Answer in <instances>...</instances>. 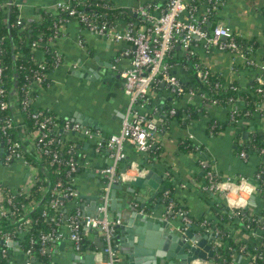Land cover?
<instances>
[{"label":"crops","instance_id":"crops-1","mask_svg":"<svg viewBox=\"0 0 264 264\" xmlns=\"http://www.w3.org/2000/svg\"><path fill=\"white\" fill-rule=\"evenodd\" d=\"M117 8L128 11L134 18L140 29L145 27L139 18L130 10H134L141 0H112ZM160 8L166 0H150ZM57 0H20L18 2L21 16L25 20L38 18L42 10L57 12ZM160 14V10L156 11ZM214 23L227 24L240 35V37L255 40L264 45V0H227L214 12ZM187 14L182 18L187 19ZM123 20H118V23ZM206 24L205 27H210ZM200 44V43H199ZM55 46L64 57V62L55 70L49 72L47 84H34L32 86L33 102L37 108L47 109L55 113L61 119H69L90 127L95 133H101L105 138L119 132L121 121L129 104V98L124 92L121 72L130 66V57L125 55L127 42H114L101 38L89 32L76 20L67 22L60 36L56 39ZM179 54L184 52L178 49ZM200 58L213 71L224 79L226 84L237 82L244 90L249 85H255V75L250 71L239 69L244 65L242 59L234 58L230 52L218 50L205 51L199 47ZM260 63V56H255ZM190 68L183 64L174 65L173 72L184 82L190 80ZM99 73L98 78L94 73ZM88 73L93 76L89 79L85 76ZM16 109V116L21 118L18 112L16 99L13 101ZM183 98L178 101L177 106L185 105ZM262 111H259L256 118L247 124L242 122L231 124L229 108L213 106L206 107L212 116L217 117L220 124L224 125L223 131L214 133L208 127L211 117L200 116L190 121H179L177 118L168 120V128L157 134L156 140L163 148L160 160L150 163L146 154L140 153L134 146L127 144L125 147L126 157L122 162V168L127 169L124 180L132 178L138 171L149 169L160 175L163 180L158 183L159 192L157 197L150 204L149 218L154 225L144 230L141 238H128L124 228L128 226V219L131 209L129 205L136 196L122 187L116 192V202L112 207V193L110 211L111 215L120 218L121 224L116 231V242L118 244L119 262L125 264L129 257L133 259L132 264H169L172 257L167 255L186 254L189 256V249L186 246L185 236L181 231L182 222L177 216H168L166 219V204H164L161 192L171 184L174 197L181 207L197 219L209 216L212 213V206L215 198H207V193L218 197V201L227 205L224 194L209 192L205 190L207 181L206 171L212 170L221 182H227L233 196L246 199V210L250 213L259 212L263 208L259 192L251 191L244 195L246 187L239 190L236 184L241 178L249 180L253 187L256 186L254 179L255 171L261 163V156L252 148L249 151L240 149L239 146L246 144L250 132L255 124L258 129L264 131V103ZM172 107V102L165 86L155 85L150 91L145 106L140 107L142 112H148L152 117L164 119L167 115L166 109ZM81 121V122H80ZM86 124H85V123ZM20 126L21 143L29 145V141L23 135V127ZM243 126H250L248 136H239ZM67 140L77 142L75 154L78 167L75 173V186L78 196L72 199L64 212L69 214L79 205L85 212H91L89 207L95 201L99 205L104 176L100 173L101 168L110 161L107 151H97L98 137L85 138L83 136L69 134ZM187 139L193 144V148H182L181 141ZM245 152V155H242ZM5 149L0 141V184L12 190L23 188L28 180L29 169L23 158H15L10 163L4 161ZM202 161L206 162L203 166ZM229 182V183H228ZM151 191V188H149ZM96 206V211H97ZM95 211V210H94ZM65 237L51 240L52 245L47 246L49 263L38 259L35 255L28 257L22 244L26 240V233H21L14 242V249L6 264H106L102 248L99 247V239L103 241V234L99 230H83L84 240L87 247L77 250L73 241L67 235L69 229L66 222L59 228ZM189 233L188 236H197V239L206 240L208 246L210 241L207 236L199 231ZM234 237L251 241L249 235L242 230H236ZM263 231H255L256 236H262ZM131 249V254H126L124 249ZM179 250L180 252H178ZM164 253L160 256V253ZM202 257H197L190 264H202ZM176 262H180L175 260ZM29 262V263H28ZM186 263L181 260V264ZM189 264V263H187ZM233 264H250L244 258H237Z\"/></svg>","mask_w":264,"mask_h":264},{"label":"built area","instance_id":"built-area-1","mask_svg":"<svg viewBox=\"0 0 264 264\" xmlns=\"http://www.w3.org/2000/svg\"><path fill=\"white\" fill-rule=\"evenodd\" d=\"M227 0H209L212 3L204 7L198 12L196 5H189L187 0H166L165 7L160 8L158 5L148 1L140 3L136 6L133 13L139 18L141 24L145 23V27L140 29L136 22H119L112 25L108 20L100 19L95 13H88L81 8L83 4L80 0H57V10L63 9L67 11V17L60 19L54 26V36L45 40L46 45H50L55 50V62L57 68L64 62V57L55 46L56 39L60 36L63 26L74 19L81 26L87 29L92 34L114 42H127L130 44L126 48L124 54L130 57V66L121 72L123 79V88L125 94L129 98V104L125 115L121 121L119 132L105 138L101 133H95L90 127H87L79 122H74L69 119H61L58 116L45 113L43 109L37 110L33 114V118L37 120L34 129L30 130L23 126V135L29 141L26 148L35 152L39 160L50 157V165L57 164L67 165L69 169L67 177L59 179L54 188V198L50 200L49 207L55 210L63 211L66 199H74L78 196V191L75 186V175L78 163L77 158L72 156L63 162L60 158L59 151L65 146L66 137L69 134L83 136L85 138L98 137L97 151L102 149L107 151V165L101 168L100 173L104 176V185L102 188L100 202L97 206V211L94 214L85 213V211L77 205L75 210L65 218L64 222L69 229L67 237L73 241L77 250L83 249V230L95 229L103 232V248L102 252L105 256L106 264H117L119 262V253L117 252L118 244L116 242V231L121 224V219L111 215L110 203L111 193L115 184L124 180L127 170L123 172L122 162L126 157L125 147L127 144L134 146L140 153L147 154L153 146L159 130V124L162 119H157L151 116L148 112H142L140 107L145 106L150 91L155 85L165 86L168 90L172 109L169 111L173 115L176 110L178 101L185 99L186 103H191L197 107H225L229 108L231 116L235 122L247 124L249 122L248 112L243 118L236 117L238 109L236 108L239 100L231 97L223 104L218 99L207 100L204 94L197 93L193 89L186 90L183 86V80L173 72L174 65H171L167 60L169 53L175 47L184 52V54H199V47L205 51L218 50L221 52H230L235 60L242 59L247 66L257 67L255 75V84H258V91L264 94V62H257L253 56V46H249L247 53L237 42L236 37H240L231 26L227 24L213 22L211 14L214 13ZM7 5V0L0 4V14L6 13L4 6ZM160 10V14L156 11ZM183 14H187V19H183ZM206 24H211L206 28ZM40 40H44L40 37ZM200 43V44H199ZM37 42H34L33 48ZM2 48L0 46V52ZM252 53V54H251ZM198 55V56H199ZM200 58V57H199ZM45 57L42 56L39 64V70L36 73V79L29 85L28 94L33 97L32 86L41 84L44 80L48 81V74L51 71L43 72L46 69ZM198 79L206 82L211 75V69L200 58L198 63L194 64ZM53 71V70H52ZM4 62L0 58V113L6 110L8 103L6 99L7 89L3 82ZM221 84H218V86ZM230 85V84H229ZM16 102L19 105L18 98ZM243 102V101H241ZM185 103V104H186ZM261 102L257 105V112L262 111ZM20 111V109H18ZM167 115V114H166ZM60 119L62 121H60ZM1 130L3 134L13 127L11 119L0 117ZM55 133L60 134L56 137ZM60 145V150L55 151L50 145L52 143ZM7 152H5L4 161L10 163L15 158H23L17 150L22 146L20 141L7 138ZM24 146V145H23ZM261 156L260 164L264 163V148H254ZM73 153L75 151L73 150ZM245 155V152H242ZM29 169L28 180L23 188L10 190L11 195L6 196L3 191V185L0 184V192H3V197L0 200V221L12 220L15 215L14 208L16 203L14 197L18 194H29L31 189L36 184L39 178V168L33 165L30 161L23 158ZM203 166L206 162L202 161ZM59 167H55L53 172H60ZM259 175L257 174L256 177ZM205 190L224 194L227 202V207L235 209H246V199L242 197L237 199L233 196L235 191H231L227 182H221L210 169L206 171ZM229 183V182H228ZM237 186L239 190L244 187H251L253 190H258V186L253 187L246 178H241L240 181L233 186ZM169 191L166 190L164 195L168 196ZM243 200L241 204L239 201ZM231 201V202H230ZM174 204L171 201L166 206V219L168 216H177L181 219V231L185 236V241L192 247H198L197 236H188L190 229L195 224L193 217L185 209L174 210ZM31 207L26 206L29 211ZM64 212V211H63ZM47 215V211L43 212ZM26 223H30L29 220ZM208 219L203 220L201 227L204 228V234L207 236L210 244L207 248H201L205 252V258L201 259L202 264H213L208 258L214 250L215 246L221 244V231L213 228ZM60 228L61 223H57ZM53 228L50 232L43 235L44 246L42 253H47L46 243L54 239H62L65 234L59 229ZM264 235V230L262 229ZM27 230H22L21 233H26ZM203 233V232H202ZM235 234V233H234ZM233 234V237H234ZM260 236V237H262ZM235 238V237H234ZM17 237L11 232H4L0 236V243L5 246L15 242ZM190 251V249H189ZM6 253V249H3ZM28 257H33L34 253L31 249L26 251ZM197 259V258H196ZM195 261V259L193 260ZM192 261V262H193ZM29 263V262H28ZM250 263V261H249ZM233 264V261L230 263ZM251 264V263H250Z\"/></svg>","mask_w":264,"mask_h":264},{"label":"trees","instance_id":"trees-1","mask_svg":"<svg viewBox=\"0 0 264 264\" xmlns=\"http://www.w3.org/2000/svg\"><path fill=\"white\" fill-rule=\"evenodd\" d=\"M20 0H12L11 4L4 6L6 13L0 14V46L2 51L0 52V58L4 62V73L3 82L4 87L7 89V103L8 106L6 110L0 113V117L11 119L13 122V127L3 134L1 130L0 123V141L2 142L5 152H7V138L11 137L13 140L19 141L21 136V127H26L30 130L34 129L37 120L33 118V114L41 108H37L34 105L33 97L28 94L29 85L36 79V73L39 70L40 59L42 56L45 57L44 62L46 63V69L43 72H48L55 70L57 68L55 62V50L52 46L46 45L45 40L54 36L55 24L62 18L67 17V11L63 9L57 10V12H51L47 10H42L38 18L32 20H25L21 16L18 2ZM83 4L81 8L88 13H95L100 19L108 20L112 25H115L118 20H123L124 22H131L134 18L129 15L128 11L121 8H117L112 0H80ZM4 0H0L2 4ZM189 5H196L198 7V12H200L204 7H212V3L209 0H187ZM165 7V4L161 7ZM10 14L8 15V11ZM214 14H211V20L214 21ZM188 17V16H186ZM43 37L44 40H40ZM12 40L15 46V52L13 57L12 52ZM237 42L241 47L250 53L248 48L253 46V56H260V63L264 62V45L259 44L255 40H250L248 38L236 37ZM34 42H37L36 47L33 48ZM252 54V53H251ZM199 55V54H198ZM197 54H183L180 53L177 48H173L167 57V60L171 65L183 64L190 68V80L187 82L183 81V86L186 90L193 89L197 93L204 94L207 100L218 99L219 102L225 104L229 98L233 97L239 102L236 108L238 109V115L236 117L243 118V116L248 112L249 120L253 121L257 115V105L258 103H264V94L259 92L258 84L249 85L247 89H243L238 85L237 82L233 84H226L224 79L220 75L212 71L206 82L198 79L196 75V69L194 67L195 63L199 62V57ZM245 65V64H244ZM244 71H250L252 75L257 74V67L239 66V69ZM17 72V90L14 95L11 96V90L15 84V75ZM42 85L47 83L43 80ZM218 84H221L218 86ZM18 98L19 105L17 104L18 112L21 118L16 116V109H12V101ZM243 101V102H241ZM172 107L166 109L167 116L159 124V130L157 134L162 133L168 128V120L171 118H177L179 121H190V119H196L200 116L211 117L208 127L212 129L214 133H219L223 131L224 125L220 124L217 117L212 116L210 110L206 107H197L191 103H186L180 107H176V112L171 115L169 111ZM44 112L53 114L57 116L52 111L43 109ZM231 113L229 114V117ZM60 121H62L60 119ZM231 124H237L235 119L230 120ZM251 128L250 126H243L239 131V136L243 137L244 131ZM56 137L60 134L55 133ZM55 151L60 150V145L57 143H52L50 145ZM77 146V142L73 140H66L65 146L59 151L62 164L67 159L74 156L77 158L76 154L73 153ZM182 148H193L191 141L184 139L181 141ZM240 149H245L249 151L252 148H264V131L258 129L255 124L254 129L250 132L249 139L246 140V144L240 145ZM17 152L27 161H30L33 165L39 168V178L36 184L31 189L29 194H18L14 197L16 203L15 215L12 220H1L0 221V236L4 232H11L16 237L21 234L22 230H27L26 240L22 244V249L27 251L31 249L34 255L45 263H49V254L42 253V248L44 246L43 235L50 232L53 228H59L57 223H63L66 217H68L74 210L69 214L63 212L68 204L72 201L66 199L65 207L63 211L55 210L53 207H49V202L53 195V188L56 182L64 177H67V173L70 168L63 164L58 166L50 165V157L46 159L39 160L34 151L26 148L25 146H20ZM163 148L160 147L158 141H155V146L146 154L148 162L155 163V161L160 160ZM55 167L60 168V172H53ZM43 168V169H42ZM47 171V174L44 172ZM259 175L255 178V182L258 186L259 195L262 200L263 208L259 212L250 213L246 209L241 208H229L222 202L218 201V197L207 193V198H215V203L212 206V213L207 216L211 223V226L215 229L221 231L220 241L221 244L214 247L213 252L209 256V260L213 264H230L232 261L241 257L250 261L251 264H264V235L262 237L256 236L255 231L259 229L264 230V163L259 164L254 176ZM75 175V172L73 173ZM10 188L3 187L5 195H11ZM168 190V196H165V191ZM173 186L168 184L164 191L161 192L160 196L164 204H169L171 201L174 204L173 209L179 210L183 207L180 206L176 198L174 197ZM27 207H31L29 211L26 210ZM184 209V208H183ZM47 211V215L44 216L43 212ZM195 224L190 229L189 233L198 232L204 233V228L201 227V223L205 220V217L196 218L193 217ZM29 220L30 223H26ZM242 230L243 233L249 235L250 240L247 239H235L233 234L236 230ZM84 238V235H83ZM48 247L52 245V242L46 243ZM87 247V241L83 239V248ZM3 249H6V253H3ZM14 249V244L11 243L5 246L0 243V264H6L9 260L10 255Z\"/></svg>","mask_w":264,"mask_h":264},{"label":"water","instance_id":"water-1","mask_svg":"<svg viewBox=\"0 0 264 264\" xmlns=\"http://www.w3.org/2000/svg\"><path fill=\"white\" fill-rule=\"evenodd\" d=\"M11 1L12 0H7V4L10 5ZM148 1L150 0H141V3L144 4ZM130 12H132V10H130ZM9 14H10V10L8 11V15ZM12 52H13V57H14L15 46H14L13 40H12ZM14 75H15V84L13 86V89L11 90V93H10L11 96L14 95L17 90V72H15ZM93 75L97 76L98 78L101 76V74L97 72L94 73ZM85 76L89 79H93V76L89 75L88 73H86ZM11 107L12 109H14L13 103L11 104ZM244 136L247 137L248 133L245 132ZM19 140L21 141V138H19ZM126 170H127L126 168H123V172H125ZM44 172L47 174V171L45 169H44ZM162 180L163 178L160 175L156 174L153 170L145 169V170L138 171V173L135 174L132 178L127 179V180H122L121 182L114 185L113 191H112V198H113L112 207H113V204L116 202V198H115L116 192L122 187H126L128 192H131L134 195H136L133 197V202H131V205H129V209H131V211H130V215L128 219V226H126L127 228L123 229V230H126V232L128 233V238H132V239L137 238V237L141 238L144 235V230L147 227L154 225V222L152 221V219L149 218V215H150L149 209H150V204L153 202L155 197H157L158 195V192H159L158 183L161 182ZM149 188H151V191H149ZM2 197H3V192H0V200L2 199ZM96 206L97 205L95 201L91 202V206L89 207V209L93 211L88 212V213L95 215ZM99 232L103 234L101 230H99ZM99 241H100L99 247L103 248V241L101 239H99ZM205 242L206 240L199 239L197 248H194L190 244L186 243V246L184 247L183 251H185V249H190L189 256H187L186 254H183L184 252H182V254L176 253L175 255L174 254L167 255V257L169 256L172 257V260L169 262V264H181V260H184L186 262L184 264H187V263L190 264L197 257L205 258L206 254L201 249L203 247L207 248L205 245ZM177 251L180 252L179 250ZM124 252L126 254L128 253L131 254V249L126 248L124 249ZM163 255L164 253L161 252L160 256H163ZM175 260H178L180 262H176ZM132 261L133 259L130 256L128 259V262L125 264H132Z\"/></svg>","mask_w":264,"mask_h":264},{"label":"clouds","instance_id":"clouds-1","mask_svg":"<svg viewBox=\"0 0 264 264\" xmlns=\"http://www.w3.org/2000/svg\"><path fill=\"white\" fill-rule=\"evenodd\" d=\"M251 191H253V189L249 186V187H247V189H246V191L244 192V195L245 196H247ZM231 202V201H230ZM244 201L243 200H241V201H239V203H243Z\"/></svg>","mask_w":264,"mask_h":264}]
</instances>
